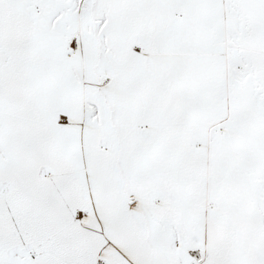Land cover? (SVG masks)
I'll use <instances>...</instances> for the list:
<instances>
[{
    "label": "snow or ice",
    "instance_id": "snow-or-ice-1",
    "mask_svg": "<svg viewBox=\"0 0 264 264\" xmlns=\"http://www.w3.org/2000/svg\"><path fill=\"white\" fill-rule=\"evenodd\" d=\"M0 264H264V0H0Z\"/></svg>",
    "mask_w": 264,
    "mask_h": 264
}]
</instances>
